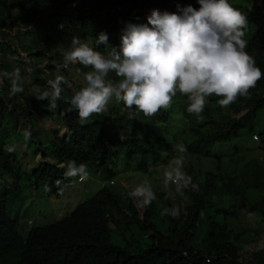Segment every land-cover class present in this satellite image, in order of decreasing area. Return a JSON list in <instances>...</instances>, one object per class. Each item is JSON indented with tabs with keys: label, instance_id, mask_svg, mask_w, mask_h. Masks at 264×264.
<instances>
[{
	"label": "trees",
	"instance_id": "16d2710c",
	"mask_svg": "<svg viewBox=\"0 0 264 264\" xmlns=\"http://www.w3.org/2000/svg\"><path fill=\"white\" fill-rule=\"evenodd\" d=\"M71 1L0 0V264H264V248L253 251L249 259L241 256L245 242L240 233L231 236L227 222L230 214L236 216L240 206L258 212L264 220V200L245 195V190L237 183L245 175L238 176L236 170L223 171L224 165L232 160L225 159L226 163L220 152L212 151L215 144H228L242 135H249L255 142L252 135L257 133V147L264 154V125L257 129L255 126L264 110V78L249 89L247 97H239L225 109L212 105L221 97H207L200 116L187 112L190 101L179 92L172 98L169 109H161L152 117H145L135 108L127 109L122 102L114 100L106 112L86 121H81L77 110L68 103L75 94L61 97L56 101L57 106L51 108L49 100L27 95V87L20 79L18 83L23 91L10 95L11 79L3 75L6 73L4 68L10 70L5 56L20 53L14 48L6 27L17 28L14 34L16 38L20 37L17 45L26 55V70L32 85L42 93L51 92L48 81L41 75L43 66L55 78L57 75L68 76L70 66L82 69L84 73L91 71L79 63L64 66V53L71 49L73 37H78L81 42L90 39L93 41L91 46L106 56L109 46H95V38L100 32H105L109 45L118 50L120 36L127 24H147L150 13L143 10L177 12V5L199 8L197 0H97L93 10L85 15L81 12L83 0L70 12L68 4ZM9 2L14 7L11 10ZM43 9L48 12L41 14ZM245 11L251 25L248 30L251 35L245 39V51L264 73V0ZM8 15L10 19H7ZM108 79L119 78L110 73ZM209 107L215 114L202 122ZM38 110L44 115L54 111L58 129H53L52 133L45 131L35 115ZM176 112L181 120L189 123V127L177 136L166 133ZM135 115L140 118L136 120ZM143 119L147 122L141 123ZM193 120L198 123L193 124ZM21 121L29 124L31 136L28 142L35 140L38 143L34 154L41 149L43 156L47 149L54 161L38 162L30 173H24L33 186L43 185L48 193H59L69 161H75L77 165L93 163L110 178L113 172L108 164L114 162L116 155L148 154L154 158L161 148L174 140L181 141L189 154L215 160V170L205 172L202 181L192 178L197 190L189 187L184 190L183 197L175 190L174 197L156 192V200L146 208L136 206L134 199L127 195L129 190L116 193L110 185H104L78 203L69 214L44 226H32L24 236L20 234L16 220L9 216L7 206L10 198L21 194L20 183L24 177L22 172H25L13 142ZM38 129L41 131L37 132ZM189 134L192 138L186 142L185 136ZM44 139L48 142L42 145ZM9 148L13 151H8ZM58 164L63 166L58 167ZM253 164V186L259 187L264 178V167L259 158ZM190 170H186L187 175ZM226 196L232 201L223 207V220L219 221L211 211L215 209L216 199ZM159 200L162 219L155 218L159 210L154 207ZM176 205L181 210L179 216L163 214L164 208Z\"/></svg>",
	"mask_w": 264,
	"mask_h": 264
},
{
	"label": "clouds",
	"instance_id": "9594fccd",
	"mask_svg": "<svg viewBox=\"0 0 264 264\" xmlns=\"http://www.w3.org/2000/svg\"><path fill=\"white\" fill-rule=\"evenodd\" d=\"M76 1L75 7H78L82 0ZM197 3L198 9L177 5V12L149 10L147 24L126 25L118 50L109 45L108 35L100 32L95 38V46H109L106 56L95 50L91 42L84 43L73 37L71 49L64 53V66L79 63L91 69L84 73L86 86L68 101L81 121L106 112L113 99L122 102L127 109L135 108L145 117H152L161 109H169L172 98L179 92L190 101L187 112L200 116L209 96L221 97L218 104L222 108L235 103L239 97L248 96L249 89L264 78V73L245 51L247 17L229 0H197ZM81 9L85 11L88 7L84 5ZM110 73L119 79H108ZM3 75L11 77L10 95L23 91L18 83L19 69ZM64 83H67L65 77L57 75L48 81L51 92L44 91L37 99H47L49 106L55 108ZM23 135L27 142L31 133L25 130ZM179 150L186 151L183 147ZM183 167V157H174L163 173V186L167 189L174 185L175 192L182 197L189 187L197 190ZM65 177L85 181L89 178L87 166L69 161ZM109 183H114L113 178L110 177ZM127 195L136 201L138 208H146L156 200L147 181L136 185ZM162 211L177 217L181 210L176 205Z\"/></svg>",
	"mask_w": 264,
	"mask_h": 264
},
{
	"label": "rangeland",
	"instance_id": "374dc122",
	"mask_svg": "<svg viewBox=\"0 0 264 264\" xmlns=\"http://www.w3.org/2000/svg\"><path fill=\"white\" fill-rule=\"evenodd\" d=\"M95 1L96 0H83V5H87L88 7V10H83V12L86 13L85 15H88L90 11L93 10L92 8L95 6ZM229 3L247 17L245 8L249 9L253 5H257L259 0H229ZM8 6L10 8L9 10L14 8L12 2H9ZM49 11H51V9H49ZM145 11L151 13L149 10ZM47 12V9H43L41 14H45ZM100 13L103 15L104 10L101 9ZM7 19H10V15H8ZM250 27L251 25L247 24V27L244 29V39H246L247 35H251V33L248 31ZM4 29L8 31V36L12 39L16 51L22 54L9 56L6 55L5 60L10 64V70H7L6 68L3 70H5V72L8 74H12V72H14L16 69H19L20 79L27 87L26 94L33 97H39L41 93L37 86L32 85L30 75L26 70V64L24 61V58L26 59L24 56L26 55L17 45L19 41H21L19 40L20 37L16 38V35L14 34L15 31H17V28L12 29L9 26ZM88 42H91V45L93 43V41L90 39L84 41V43ZM44 64L45 61L43 65ZM68 73L69 75H66L65 77L67 83L61 84V97L63 98H66L68 95L75 94V92L80 90L82 86H86V82L84 80V70L76 69L73 66H70V72ZM41 75L47 81L55 79V75H53L52 72L47 71L45 66L42 67ZM6 78L11 79L10 76H6ZM112 101H114V99ZM212 105L219 106L218 102H214ZM209 108L210 109L208 110L207 115H203L202 122L208 121L209 115L215 114L213 108ZM39 111L40 110H38V114H35L39 119L38 123L43 125L45 131L52 133V130L58 127L55 118L53 117L54 113L52 112L54 111H51V113L47 115L41 114ZM173 116L172 122L169 124V128L166 130V133H174V135L177 136L178 134L182 133L183 129H187L189 127V123L185 120H181L179 118L178 112L173 114ZM137 118H140V116L137 115L135 119L137 120ZM143 118L145 117L143 116ZM142 122H147V120L143 119L141 123ZM197 123L198 122H194L193 120V124L196 125ZM262 125H264V110L261 111L258 116L255 125L256 129L260 128ZM37 128H39V126H37ZM25 130L30 131L29 124L27 122L21 121V125L19 124L17 126V136L14 138L15 141H13L15 142L14 147L18 153L19 161L21 165L24 166L22 167V170L25 171L22 172L24 177L20 183L21 194L17 197H13V199L10 198L9 204L7 205L9 216L16 220L19 232L24 236L32 226H44L69 214L78 203L95 194L104 185H110V188L113 191L116 193H121L126 189L131 191L136 185L147 181L152 186L154 193L162 192L172 195L174 193L175 186L170 185L167 189L163 186V173L174 157H183V171L187 173L186 170L191 169V175L189 174V176L195 180L202 181L205 172L209 170H215V160L213 161L211 158L189 154L185 151L181 152L179 149L181 147L184 148L183 143L179 140H174L171 142V144L161 148L155 155V159L148 154L146 156H140L138 154L125 156L122 153L116 155L114 162L108 164L109 170L113 172V176L111 177L114 180L113 184L109 183L110 178L107 177L103 169L96 168L93 163H88L86 165L89 172V178L87 180L78 182L77 177L64 176L65 180H61L60 187L58 188L59 193H48L47 188L43 185L33 186L30 183V178L25 176L24 173H30L29 171L35 168L37 163L41 162L42 159L51 163L54 161L50 151L47 149L44 150L45 155L43 156L45 157L41 155V149H39L38 153L35 152L34 154V147L38 145V143L36 144L35 140L32 142L29 141L30 143L28 141L25 142L23 135ZM40 131L41 129L37 130V132ZM190 134L185 136L186 142L191 140L192 136ZM167 137L170 138V135H167ZM41 141L42 145H45V143L48 142L47 139ZM258 144L259 140L253 142L249 135H242L241 137L234 139L231 143L215 144L212 147V151L220 152V154H222L223 161H225V159L232 160L230 163L225 161L227 163L225 165L228 166L225 168L224 165L222 168L223 171L236 170V174L238 176L240 174L245 175L244 178L237 180V183L245 190V195H247L250 199L264 200V178L261 179L259 187H254L251 177L255 159L259 158L261 164L264 167V154L257 147ZM235 159H239V161L236 162L234 161ZM172 197H174V195H172ZM231 201L232 199H228L227 196L222 199H216L215 209H212L211 213L214 214V217L217 220H223L222 209L223 207H227ZM160 207L161 202L159 200L156 203L154 210L158 211ZM235 215L236 216H232L230 214L227 217L228 225L232 231L231 236L233 237V234L240 233L241 239L245 242V244H243L244 250L242 249L241 256L244 259H249L253 251L264 248V220H262L261 215L258 212L247 211L242 206L238 207ZM155 218H163L162 212L160 213V210ZM111 226L113 227L112 224Z\"/></svg>",
	"mask_w": 264,
	"mask_h": 264
},
{
	"label": "built area",
	"instance_id": "2783aa9c",
	"mask_svg": "<svg viewBox=\"0 0 264 264\" xmlns=\"http://www.w3.org/2000/svg\"><path fill=\"white\" fill-rule=\"evenodd\" d=\"M76 5H77V1H76V0H73V1H71V2L68 4V7L71 9V8L75 7ZM252 139H253V140H257V139H258V135H257V133H254V134L252 135Z\"/></svg>",
	"mask_w": 264,
	"mask_h": 264
},
{
	"label": "crops",
	"instance_id": "0c3cea01",
	"mask_svg": "<svg viewBox=\"0 0 264 264\" xmlns=\"http://www.w3.org/2000/svg\"><path fill=\"white\" fill-rule=\"evenodd\" d=\"M125 185V184H124Z\"/></svg>",
	"mask_w": 264,
	"mask_h": 264
}]
</instances>
